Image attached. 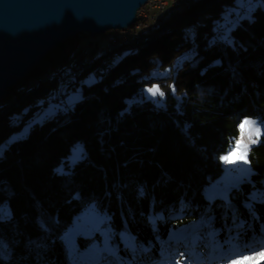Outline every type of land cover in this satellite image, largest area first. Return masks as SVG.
Wrapping results in <instances>:
<instances>
[{
  "label": "trees",
  "instance_id": "16d2710c",
  "mask_svg": "<svg viewBox=\"0 0 264 264\" xmlns=\"http://www.w3.org/2000/svg\"><path fill=\"white\" fill-rule=\"evenodd\" d=\"M159 30L142 47L110 51L121 57L103 80L9 142L23 124L9 115L38 94L21 87L45 73V91L52 68L83 59L75 48L86 36L55 46L3 96L0 264H224L264 245V126L247 181L215 184L240 124L264 125V0H197ZM84 214L108 224L75 227ZM104 242L112 247L88 252Z\"/></svg>",
  "mask_w": 264,
  "mask_h": 264
},
{
  "label": "rangeland",
  "instance_id": "374dc122",
  "mask_svg": "<svg viewBox=\"0 0 264 264\" xmlns=\"http://www.w3.org/2000/svg\"><path fill=\"white\" fill-rule=\"evenodd\" d=\"M196 1L197 0H148L146 5H144L137 12L136 22L131 27L125 30H117V31L110 30L104 34L97 36L85 35L86 36L85 39L87 43L76 45L75 48V50L79 49L81 53L84 54L83 59L79 63L74 65L72 68L70 65L71 63L66 65L65 68L67 69V71L64 72H62L57 67L52 68L47 73V78L51 79V86H49L45 91L41 93V90L44 87L43 84L40 85V82L46 78L45 73L28 82V85H23L21 87L23 91H31L35 87H38L36 89V93L38 94L30 95L29 101H24L19 110H14L9 115L11 118V123L18 124L21 121H23V124L16 131L10 133L5 140L9 142L11 140H15L25 136L32 125L38 124L43 119L48 118L52 114H55L59 111H63L64 109H67L68 107H71L77 100H79L82 97L83 90L85 89L86 86H88L91 83H95L96 80L101 81L105 78V76H107L109 71L112 69L113 64L121 57V55H117V54L110 55L111 52L106 50V42L101 40L102 37H106L111 34H119L122 31H127L128 35H133L132 33L135 25L137 23L138 24L140 23L141 30L143 29L149 30L150 33L146 34L145 36L147 37V39L149 38L150 40L154 34H159L160 32L164 31V30L157 31V29L160 28V24L163 22V19L167 15L173 14L174 12H177L180 8L184 7L185 5L187 4L189 5L190 3ZM154 5H156L157 7ZM198 23H200V21ZM155 31H157V33H155ZM92 41H95L97 43L94 49H93L94 42ZM140 45H143V43ZM140 45H137L136 48H134V50L140 47ZM134 46L135 44L131 47ZM131 47L129 46L128 48ZM115 51H120V49ZM103 55L107 56V58L101 59L94 67H92L89 70H86V68L90 66L92 62L98 60ZM78 65H81V69L76 72L74 71V69ZM84 71L85 73L81 74ZM7 92L5 94H7ZM1 99H0V104L2 103ZM15 100H16V95L12 96L10 101H7L6 103L11 107L13 102H15ZM56 101H59V103H57ZM48 103L55 105L46 106L48 105ZM65 103L67 106L65 108H62L65 106ZM16 104L17 103H15V105ZM8 105L7 106L3 105L4 108L2 115L8 112L7 110L9 108ZM56 105L62 107L59 108ZM33 106H35V108L33 109L32 113H30V117H28L27 119H22V115L27 111H29ZM257 125L260 126L262 131L264 125L259 124L258 122L257 124L252 125L251 127L246 126L245 130H241L240 128V135L237 141H241V148L239 149V151L242 154L246 153L247 155V151H245L244 145H247L251 142L249 139V134L252 132V128L257 127ZM251 139L257 140L259 139V137H257L256 135H252ZM246 163L247 162L242 160H234V163L232 164H223L225 173L215 183L216 185H218L220 191L227 190V188L229 187H234V186L239 187L241 186V184L247 181L246 176L248 175L249 167L247 166ZM99 215H101L99 216L101 219H97V221H94L91 219V215L84 214L80 217V220H78V222L75 220V227L79 225V228H88V227L91 228L93 226H97L98 228L100 226H103L104 224H108V218L104 214H99ZM100 231L103 235V238H107L109 240V235L106 236L108 234L106 227L101 228ZM91 247L88 250V252L99 251L97 253L99 254L102 248H105L107 250V248L109 249L112 247V244L108 242H104L102 246L93 245ZM257 250L258 252H255L251 255H245L246 252L242 253L244 257H249L248 259H241V257L238 258L236 257L237 255L230 256L224 261L225 262L224 264H233V261L236 260H240V264H264V256L260 255L261 253H264V245L258 247L256 251ZM82 255L86 256L85 254ZM83 258H87V257H83ZM88 258L92 259L93 256ZM212 260L213 261L211 264H221L220 263L221 260L217 259V256H212ZM159 264H177V263L175 260H173V261H165ZM188 264H196V263H188Z\"/></svg>",
  "mask_w": 264,
  "mask_h": 264
},
{
  "label": "water",
  "instance_id": "95a60500",
  "mask_svg": "<svg viewBox=\"0 0 264 264\" xmlns=\"http://www.w3.org/2000/svg\"><path fill=\"white\" fill-rule=\"evenodd\" d=\"M148 0H0V99L47 52L78 34L125 30Z\"/></svg>",
  "mask_w": 264,
  "mask_h": 264
},
{
  "label": "snow or ice",
  "instance_id": "6c2138e0",
  "mask_svg": "<svg viewBox=\"0 0 264 264\" xmlns=\"http://www.w3.org/2000/svg\"><path fill=\"white\" fill-rule=\"evenodd\" d=\"M148 91L154 94L155 92L159 91V88H158V86H153V88L149 89ZM255 124H257L256 121H251L249 119H245L240 124V128H241V130H245L246 126L251 127L252 125H255ZM259 134H260V129L258 127L252 128V132L249 134V139L253 144L256 143V140L251 139L252 135H256L257 137H259ZM244 147H246V145H244ZM240 148H241V141H236L234 146H230L228 153L226 155L221 156L220 159L222 161H225L228 164H232L234 160H242V161L247 162L246 153L241 154V155H234L235 153H237L239 151ZM260 255L264 256V253H261ZM248 258L249 257H244L241 254V259H248ZM177 264H179V262H177ZM233 264H240V260L233 261Z\"/></svg>",
  "mask_w": 264,
  "mask_h": 264
},
{
  "label": "bare ground",
  "instance_id": "6f19581e",
  "mask_svg": "<svg viewBox=\"0 0 264 264\" xmlns=\"http://www.w3.org/2000/svg\"><path fill=\"white\" fill-rule=\"evenodd\" d=\"M138 25H140V23L139 24L137 23L135 25L134 30ZM114 31H117V30H114ZM148 33H150L148 29L142 30V36H145ZM126 36H132V35H128L127 31H122L121 33L117 34V39H107L106 40V50L107 51H113V52H121V51L131 50V49L134 50V48H136L137 45H140L142 43L144 44L147 40H149V38L147 39V37L142 38V39H136L134 37H126ZM101 40L103 41V37L101 38ZM134 44H135V46L131 47ZM123 46H125V47H123ZM129 46L131 48H128ZM140 46H142V45H140ZM118 49H120V51H115ZM80 69H81V65L77 66L75 71L77 72Z\"/></svg>",
  "mask_w": 264,
  "mask_h": 264
},
{
  "label": "built area",
  "instance_id": "2783aa9c",
  "mask_svg": "<svg viewBox=\"0 0 264 264\" xmlns=\"http://www.w3.org/2000/svg\"><path fill=\"white\" fill-rule=\"evenodd\" d=\"M163 2V1H162ZM156 6V5H154ZM157 7V6H156ZM141 24L138 25L135 30H133V35L132 36H126V37H134L136 39H142V38H146V36H142V30H141ZM107 39H117V34H111V35H108L106 37H103V41L106 42ZM80 66V65H78ZM77 67V66H76ZM76 70V68L74 69V71ZM57 103H59V101H56Z\"/></svg>",
  "mask_w": 264,
  "mask_h": 264
},
{
  "label": "clouds",
  "instance_id": "9594fccd",
  "mask_svg": "<svg viewBox=\"0 0 264 264\" xmlns=\"http://www.w3.org/2000/svg\"><path fill=\"white\" fill-rule=\"evenodd\" d=\"M251 121H255V120H251ZM257 127L260 129V132H261V128H260V126L257 125ZM258 143H259V140L257 139L255 144H258ZM251 144H253V143L250 142L249 144L246 145V147H245V151H250V150H251ZM241 154H242V153H241L240 151H238V152L235 153L234 155H241ZM221 156H223V155H221ZM221 156H220V157H221ZM220 157H219V160H220L221 163H223V164H228V163H226L225 161H222V160L220 159ZM233 163H234V161H233Z\"/></svg>",
  "mask_w": 264,
  "mask_h": 264
}]
</instances>
